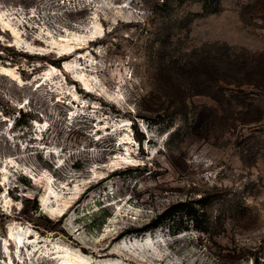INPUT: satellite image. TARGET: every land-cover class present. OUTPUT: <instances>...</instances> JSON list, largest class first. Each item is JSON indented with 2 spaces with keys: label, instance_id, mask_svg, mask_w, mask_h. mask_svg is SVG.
<instances>
[{
  "label": "rangeland",
  "instance_id": "374dc122",
  "mask_svg": "<svg viewBox=\"0 0 264 264\" xmlns=\"http://www.w3.org/2000/svg\"><path fill=\"white\" fill-rule=\"evenodd\" d=\"M63 254L264 264V0H0V264Z\"/></svg>",
  "mask_w": 264,
  "mask_h": 264
},
{
  "label": "bare ground",
  "instance_id": "6f19581e",
  "mask_svg": "<svg viewBox=\"0 0 264 264\" xmlns=\"http://www.w3.org/2000/svg\"><path fill=\"white\" fill-rule=\"evenodd\" d=\"M73 53L71 52H68V53H65V54H63L61 57L62 58H69L71 55H72ZM13 230V228H11L10 229V234H11V236L12 237H14L15 238V244L17 245V246H19V244L20 243H22V238L21 237H19V240H18V238L16 237V235H14V232L12 231ZM24 231V234L25 235H29L30 234V232H31V230L29 229V228H27V229H24L23 230ZM39 245V242H38V244L36 243L35 245H33V247H34V249L35 250H37V251H39V249L38 248H35V246H38ZM46 251V250H45ZM5 252V251H4ZM57 252H60L61 253V251H59V250H57ZM44 254V253H43ZM60 255V254H59ZM58 255V256H59ZM75 255V254H74ZM73 255V256H74ZM20 256V255H19ZM69 256V254H67V257L63 254V257H65V258H63V260H62V264H85L84 262H82L81 261V257H79V259L80 260H78V258L77 259H73L72 257H68ZM72 256V255H71ZM62 257V256H61ZM77 257V256H76ZM45 258V257H44ZM74 258H75V256H74ZM84 260V259H83ZM61 262V261H60ZM89 263V262H88ZM87 263V264H88ZM61 264V263H60Z\"/></svg>",
  "mask_w": 264,
  "mask_h": 264
}]
</instances>
